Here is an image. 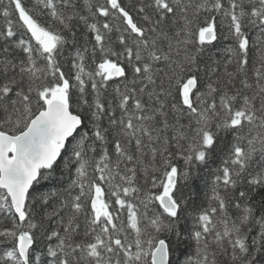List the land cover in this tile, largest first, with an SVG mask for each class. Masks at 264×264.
<instances>
[{
  "label": "snow or ice",
  "instance_id": "obj_1",
  "mask_svg": "<svg viewBox=\"0 0 264 264\" xmlns=\"http://www.w3.org/2000/svg\"><path fill=\"white\" fill-rule=\"evenodd\" d=\"M0 264H264V0H0Z\"/></svg>",
  "mask_w": 264,
  "mask_h": 264
}]
</instances>
